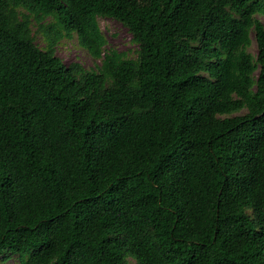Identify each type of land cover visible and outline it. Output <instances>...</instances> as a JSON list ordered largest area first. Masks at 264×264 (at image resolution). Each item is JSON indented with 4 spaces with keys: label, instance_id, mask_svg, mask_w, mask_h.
I'll return each instance as SVG.
<instances>
[{
    "label": "trees",
    "instance_id": "16d2710c",
    "mask_svg": "<svg viewBox=\"0 0 264 264\" xmlns=\"http://www.w3.org/2000/svg\"><path fill=\"white\" fill-rule=\"evenodd\" d=\"M32 14L56 24L44 48ZM258 14L264 0H0V255L264 264ZM100 16L135 58L104 52ZM73 32L94 69L54 53Z\"/></svg>",
    "mask_w": 264,
    "mask_h": 264
},
{
    "label": "rangeland",
    "instance_id": "374dc122",
    "mask_svg": "<svg viewBox=\"0 0 264 264\" xmlns=\"http://www.w3.org/2000/svg\"><path fill=\"white\" fill-rule=\"evenodd\" d=\"M17 10L28 14V10L22 6H19ZM257 16L264 24V14H258ZM30 17V27L34 41L39 47L44 48L46 45L45 37H55L56 32L53 28H55L56 24L50 17H46L41 21L36 19L33 14ZM98 24L106 38L104 52L114 50L122 53L127 58L136 57L137 45L131 40L130 33L121 23L112 18L100 16L98 17ZM47 26L51 28L46 29ZM248 51L252 54L256 53L254 39H252ZM54 53L59 56L65 64L75 62L86 70L94 69L96 64L100 62L92 58L87 50L80 44L75 32L71 33L70 36H61L58 38V41L54 45ZM129 259L133 264L134 260L131 258ZM0 264H31V262L28 253L24 255L10 254L5 258H3V255H0ZM46 264H52V261H48Z\"/></svg>",
    "mask_w": 264,
    "mask_h": 264
}]
</instances>
